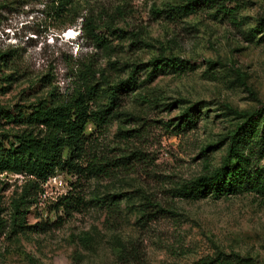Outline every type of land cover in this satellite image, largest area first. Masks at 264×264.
Listing matches in <instances>:
<instances>
[{
	"label": "rangeland",
	"instance_id": "obj_1",
	"mask_svg": "<svg viewBox=\"0 0 264 264\" xmlns=\"http://www.w3.org/2000/svg\"><path fill=\"white\" fill-rule=\"evenodd\" d=\"M185 2L84 0L58 19L55 0H0V55L7 64L0 79L13 78L0 82V108L30 105L53 88L69 96L87 70L100 84H116L134 67L142 69L139 88L108 127L88 126L99 155L109 165L121 162L106 178L80 181L93 203L89 211L66 217L50 210L77 180L59 173L57 182L45 184L26 229L12 231V202L26 180L0 175V264H264V196L176 195L225 156L236 120L223 106L253 111L264 103V0H229L239 5L229 17L218 6L185 18L164 13ZM90 19L97 25L93 35L87 33ZM95 36L106 38L108 47ZM160 56L190 65L151 77L148 65ZM194 104L207 117L200 115L191 130L173 127ZM209 144L220 147L202 152Z\"/></svg>",
	"mask_w": 264,
	"mask_h": 264
},
{
	"label": "trees",
	"instance_id": "obj_2",
	"mask_svg": "<svg viewBox=\"0 0 264 264\" xmlns=\"http://www.w3.org/2000/svg\"><path fill=\"white\" fill-rule=\"evenodd\" d=\"M83 1L55 0V17L69 16L68 11L76 10ZM230 4L229 0H186L168 7L164 13L171 18H185L201 8L218 6L217 12L229 17L235 15L239 6ZM87 25V33L95 34V21L90 19ZM82 29L86 32L84 27ZM95 39L101 47H108L106 38L95 36ZM5 57L0 55V74L7 66ZM189 65L188 61L178 57L160 56L154 58L148 67L152 68L151 77H155L161 69L184 71ZM221 65L220 62H209L210 67ZM140 70V66L134 67L126 80L116 84L108 81L100 84L97 74L91 75L87 70L89 75L69 96H63L53 88L45 98L30 105L0 108V175L13 174L26 180L21 196L12 202V231L26 229L27 215L32 208L38 210L40 197L45 194V184L59 173L77 180L70 183L71 190L58 197L50 210L66 217L89 211L93 203L86 200L80 181L106 178L113 171L108 168H118L121 162L109 165L99 155L96 142L87 134L88 126L93 125L102 131L108 127L122 101L139 88L137 75ZM11 80L12 76H8L0 82ZM237 80L249 90L245 75L237 72ZM201 109L200 104L184 109L172 123L173 127L181 131L197 127L199 116L207 117V112L203 113ZM222 110L236 120L226 137L225 156L218 167L186 183L176 195L187 199L210 195L216 200L249 192L264 196V103L253 111L238 110L230 105H224ZM219 147L209 144L202 152ZM97 201L112 205L116 202L115 199L107 202V198ZM3 224L0 222L2 230Z\"/></svg>",
	"mask_w": 264,
	"mask_h": 264
},
{
	"label": "built area",
	"instance_id": "obj_3",
	"mask_svg": "<svg viewBox=\"0 0 264 264\" xmlns=\"http://www.w3.org/2000/svg\"><path fill=\"white\" fill-rule=\"evenodd\" d=\"M51 181L57 182L56 177L51 178L48 182H51ZM48 182H47V183H48ZM47 183H46V184H47Z\"/></svg>",
	"mask_w": 264,
	"mask_h": 264
}]
</instances>
